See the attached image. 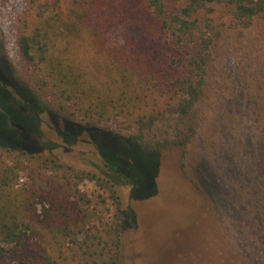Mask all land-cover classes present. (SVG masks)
Masks as SVG:
<instances>
[{
  "label": "trees",
  "instance_id": "16d2710c",
  "mask_svg": "<svg viewBox=\"0 0 264 264\" xmlns=\"http://www.w3.org/2000/svg\"><path fill=\"white\" fill-rule=\"evenodd\" d=\"M256 24L264 0H28L16 25L26 73L0 66V264H122L129 231L137 241L135 171L185 150L215 50ZM166 124L173 137L146 142ZM263 184L250 204L264 218Z\"/></svg>",
  "mask_w": 264,
  "mask_h": 264
},
{
  "label": "rangeland",
  "instance_id": "374dc122",
  "mask_svg": "<svg viewBox=\"0 0 264 264\" xmlns=\"http://www.w3.org/2000/svg\"><path fill=\"white\" fill-rule=\"evenodd\" d=\"M27 2L0 0V66L18 81L26 64L16 25ZM210 77L212 90L185 150L164 151L158 167L145 164L135 171V179L143 177L132 205L138 243L129 231L122 264H264V218L250 204L258 198L254 187L264 182V25L231 32L214 52ZM42 120L44 129L56 131L53 118L43 114ZM173 128L146 131V142L173 137ZM79 135L80 142L88 140L85 131ZM79 146L75 152L82 154L86 146ZM62 151L79 163L81 157ZM183 176L203 190L204 213V197ZM84 188L99 190L95 182Z\"/></svg>",
  "mask_w": 264,
  "mask_h": 264
}]
</instances>
